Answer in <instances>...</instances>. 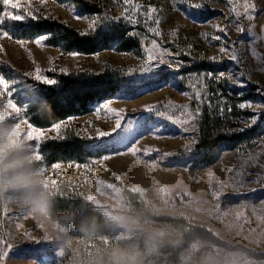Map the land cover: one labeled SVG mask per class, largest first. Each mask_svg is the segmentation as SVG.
<instances>
[{"label": "rangeland", "instance_id": "374dc122", "mask_svg": "<svg viewBox=\"0 0 264 264\" xmlns=\"http://www.w3.org/2000/svg\"><path fill=\"white\" fill-rule=\"evenodd\" d=\"M84 1L93 9L85 10L72 0H17L22 9L30 7L38 16L23 24L57 22L86 33L84 36L122 27L140 48L121 52L113 46L93 55L65 52L48 43L49 35H41L47 39L37 45L40 36L20 37L16 30L21 23L5 21L0 33L9 36L0 35V75L14 83L10 97L0 96V122L18 134L26 130L17 123L28 120L27 102L37 93V85L53 86L25 75L36 68L52 79L55 74L115 75L121 86L113 97L95 104L88 115L59 123L58 132L49 131L53 127L44 130L48 138L40 147L46 140L69 133L87 141L94 152L82 165H59L48 173L50 184L58 178L71 182L83 198L98 197L93 201L97 205L117 192L136 195L142 203L152 198L167 201L178 213H189L173 222L187 221L194 232L245 264H264V0H224L223 5L215 6L209 0H133L132 5L124 0ZM194 4L200 7H192ZM134 5H139V13L130 15L138 23L114 19ZM149 7L156 10L152 20L144 16ZM94 16L107 19L90 31ZM153 29L160 34L155 35ZM18 40L26 43L21 46ZM153 40L158 45L155 50ZM222 47L226 49L223 53ZM149 51L157 59L149 61ZM233 51L239 56L238 64L230 58ZM176 63H180L179 69L168 66ZM198 65L205 68L197 71ZM8 99L22 115L5 107ZM105 103L124 116L115 132V116L109 119L103 112L97 116ZM234 103L239 114L235 118ZM242 103L251 106L241 108ZM150 105L172 115L177 123L145 111ZM206 115H225L232 124L230 134L257 129L239 143L221 145L214 162L205 166L197 144ZM189 118L184 125L182 121ZM184 127L189 130L183 131ZM98 130L110 135L98 137ZM132 147L139 150L135 155L129 151ZM150 149L157 151L145 156ZM164 153L172 155L163 157ZM105 156L109 159L104 160ZM40 165L51 168L43 160ZM236 173L241 174L240 183L233 182ZM111 184L117 187L106 186ZM0 257V264H61L43 239L41 226L14 205H0Z\"/></svg>", "mask_w": 264, "mask_h": 264}, {"label": "clouds", "instance_id": "9594fccd", "mask_svg": "<svg viewBox=\"0 0 264 264\" xmlns=\"http://www.w3.org/2000/svg\"><path fill=\"white\" fill-rule=\"evenodd\" d=\"M42 169L30 141L0 122V205H14L38 223L61 264H236L235 254L216 248L187 221L173 222L189 213L167 201L145 199L137 207L117 192L98 205V197L85 196L96 214L79 220L73 209L58 212L57 192Z\"/></svg>", "mask_w": 264, "mask_h": 264}, {"label": "trees", "instance_id": "16d2710c", "mask_svg": "<svg viewBox=\"0 0 264 264\" xmlns=\"http://www.w3.org/2000/svg\"><path fill=\"white\" fill-rule=\"evenodd\" d=\"M85 10H92L84 0H72ZM211 5H223L224 0H209ZM17 33L20 37L34 38L49 35L48 43L65 52H77L82 55H93L115 46L118 51L130 52L139 49L140 44L128 36L126 28L118 27L109 31H98L93 36H84L63 24L50 21L18 24ZM204 66H197L199 68ZM214 71V67H208ZM57 80L53 86L37 85V93L45 96L49 106L43 110L30 100L27 102L25 114L28 121L37 129L45 130L58 123H63L71 118L83 117L91 113L93 106L101 101L113 97L121 86V80L115 75L97 74L87 77H71L63 74L52 76ZM233 117L239 116L236 104L233 105ZM197 147L201 151V164L210 165L214 162L218 148L223 144H236L245 138L254 135L257 128L246 133L230 134L229 119L225 115L216 117L204 116ZM43 162L47 167L52 165L86 163L94 156L87 141L79 136L65 133L63 136L46 140L40 147ZM57 186L60 191L56 197L58 212L73 209L77 220L89 214H96L92 206L86 204L76 185L58 178ZM128 203L141 207L143 203L138 196L129 192L124 193Z\"/></svg>", "mask_w": 264, "mask_h": 264}, {"label": "snow or ice", "instance_id": "6c2138e0", "mask_svg": "<svg viewBox=\"0 0 264 264\" xmlns=\"http://www.w3.org/2000/svg\"><path fill=\"white\" fill-rule=\"evenodd\" d=\"M181 2H186V0H181ZM124 4L126 5H132L133 4V0H124ZM0 6H2L3 11H0V24H3L5 21H15V22H20L21 24H23L24 22H26L27 20L32 19V20H36L38 19V16L36 14H34V12L31 10V8L29 7L28 9H22L21 5L17 2V0H0ZM192 7H196L199 8L200 5L199 4H194L191 5ZM248 7H253L251 5H248ZM156 10L152 7H149L147 9V11L144 13V16L146 18V20H152L153 19V13ZM235 11V10H233ZM131 14H138L139 13V5H134L131 9H125V11L122 13L121 17H116L114 19H128L130 20L132 23H138V21L136 20H132L131 19ZM247 15V13H246ZM107 19V16L104 17H100V16H94L90 23H89V30L90 31H94L96 26L101 22V20ZM156 23H159V21H156ZM216 27V26H214ZM219 31H223V29H219ZM154 32L155 35H159L160 33L153 29L152 30ZM81 35H86V33H80ZM0 35L8 37L9 34L7 32H3L0 33ZM214 39H220L219 36H214ZM47 39V36H40L39 38H37L35 40V43L37 45H42V42ZM256 40V37L253 35V41ZM17 43H19L21 46H23L26 42L23 40H18ZM158 45L156 43L155 40L152 41V49L155 50L157 49ZM220 51L223 53L226 51V49H224L223 47L220 49ZM72 55H76V53H72ZM234 62H236L237 64L239 63V56L238 54L233 51L230 57ZM157 59V56L152 52L149 51L148 52V60L152 61ZM160 63L163 64L165 63V61L163 59H160ZM170 68L171 67H175L176 69H179V67L181 66L180 63H176V64H169L168 65ZM145 70H151L149 69H145ZM128 74H131L130 72ZM26 76H31V78L35 79L38 82H41L45 85H56L57 84V80L49 78L45 75L41 74V69L36 68L34 73H25ZM221 76H223V73L220 74ZM14 83L13 81H9L7 80L3 75H0V96L3 95H7V96H11L13 89L11 88V84ZM243 86V85H241ZM31 101L33 104H35L37 107H39L40 109H44L46 107L49 106V101L47 100V98L39 93H36L33 95V97L31 98ZM250 103H242L240 105L241 108H246V107H250ZM5 107H10L12 109V111L17 114V115H22V110L20 108L17 107V105L13 102L12 99H8L7 100V104L5 105ZM145 111L148 112H156V115L159 117H165L167 120H169L170 122H172L173 124L177 123V120L170 114H168L167 112H161L157 109L156 105H150L147 106L145 109ZM104 113L106 115V118H112L113 116L116 117V122L114 127L112 128V132H115L117 129L121 128V121L124 119V116L122 115L121 112L111 108L109 106V104L105 103L98 111H97V116H99L101 113ZM182 116L184 114H181ZM198 115V113H197ZM190 119H184L182 121V123L184 125L189 124ZM255 117L252 118V122H255ZM24 124L26 126V130L23 132L24 137L28 140V141H33L35 144V149H36V153H37V157L40 161H42L43 156L39 151L40 148V144L42 142L43 139L48 138L47 134L44 130H40L35 128L34 125H32L27 119H22L20 123H17V125H21ZM62 127L61 124H56L53 126V128H51L49 131H53V132H58V130ZM189 129L188 127H184L183 131L187 132ZM110 135L109 132H104V131H97V136L98 137H104V136H108ZM186 148H191V145L186 146ZM129 151L135 155L139 150L135 147H132L129 149ZM153 151H157L155 149H150V150H146L144 152L145 156H148L151 154V152ZM169 155H172V153H164L163 157H167ZM104 160L109 159V157L105 156L103 158ZM59 167V165H52L51 168L49 169H45L43 168L42 171L45 173L46 177H48V173L54 171L55 169H57ZM89 171H91V169H89ZM241 176L240 173H236L235 177L233 179L234 183H240L241 179H239V177ZM51 186L53 188L54 191H56L57 193L60 191V189L57 186V182L55 180H51ZM103 183V182H102ZM107 187H111L113 189H115L117 186L115 184H111V185H106ZM102 190V189H101ZM134 191H139V189H134ZM2 258V257H0ZM236 264H238V259L236 260Z\"/></svg>", "mask_w": 264, "mask_h": 264}]
</instances>
